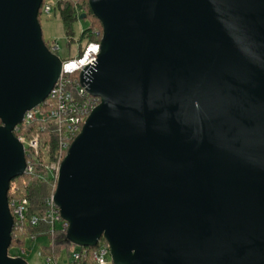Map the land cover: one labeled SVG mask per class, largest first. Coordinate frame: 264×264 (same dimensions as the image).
<instances>
[{"label": "water", "instance_id": "1", "mask_svg": "<svg viewBox=\"0 0 264 264\" xmlns=\"http://www.w3.org/2000/svg\"><path fill=\"white\" fill-rule=\"evenodd\" d=\"M43 2L0 0V264H30L9 254L14 129L62 71ZM89 4L103 36L82 82L101 101L58 174L67 239H106L113 264H264V0Z\"/></svg>", "mask_w": 264, "mask_h": 264}, {"label": "trees", "instance_id": "2", "mask_svg": "<svg viewBox=\"0 0 264 264\" xmlns=\"http://www.w3.org/2000/svg\"><path fill=\"white\" fill-rule=\"evenodd\" d=\"M46 3L44 0L43 5ZM43 6L40 9L39 20L43 15ZM53 11L58 12L63 20L65 32L69 41L75 39V24L79 22L80 15L87 14L90 18L89 27L83 29L79 34V41L85 40L87 44L91 41H100L103 36V24L93 13L89 0H55ZM52 41H46L51 49ZM80 48L78 52H81ZM52 102H44L38 106L40 112L30 122H22L19 131L15 132L18 137L31 138L40 136V150L33 158V171L14 179L11 182L8 198H28L30 209L27 221L16 226L12 233V243L9 248L11 256H17L18 249L38 245L41 256H51L54 261L61 262L66 259V264H98L94 259L97 247L79 246L67 239V230L63 228L64 220L61 218L52 224L48 216V199L55 193L57 179L54 177L49 166L57 160L60 147L67 140L65 128L59 119L51 116ZM0 124L2 121L0 119ZM64 151V156L67 153ZM27 155L29 152H27ZM30 158V157H29ZM16 188V190L13 189ZM36 217V223L33 218ZM52 226L55 227L52 233ZM104 239V238H103ZM105 242L106 239H104ZM75 253H79L76 257ZM25 259L26 257L23 256Z\"/></svg>", "mask_w": 264, "mask_h": 264}, {"label": "built area", "instance_id": "3", "mask_svg": "<svg viewBox=\"0 0 264 264\" xmlns=\"http://www.w3.org/2000/svg\"><path fill=\"white\" fill-rule=\"evenodd\" d=\"M54 3L46 2L43 6V14H50L53 11ZM102 40V39H101ZM101 40L91 41L85 45L80 43L82 51L77 55L62 59V71L58 82L52 89L49 97L45 102H52L51 116L59 119L62 122V126L66 130L67 140L62 143L60 147V153L57 160L53 161L49 168L54 177L58 179L61 163L64 159V151L69 149L74 139L81 133L83 126L91 114V112L99 105L100 98L93 96L88 90L87 85L82 82V74L93 67L97 62L99 54L101 52ZM53 53L58 55L60 50L59 42L54 39L52 47L50 49ZM59 56V55H58ZM40 112L38 107L26 112L23 122L32 121L35 116ZM19 126H16L14 132L19 131ZM18 137V136H17ZM24 144L26 155L27 152L31 155H27V166L25 174L33 171V158L40 150V136L35 135L31 138L18 137ZM67 154V153H66ZM30 157V158H29ZM16 190L15 187H13ZM9 206L11 213L14 217V228L16 226L23 225L27 221L28 212L30 209V202L28 198H12L9 200ZM48 216L51 218L52 224L62 218L59 207L54 201V194L48 199ZM63 219V218H62ZM64 220V219H63ZM37 218H33V223H36ZM69 224L64 220L63 228L68 229ZM55 227L52 226V233H54ZM97 251L94 254V259L98 264H109L111 258V249L108 242H105L102 238L99 240ZM30 247H22L18 249L17 256L23 257L28 253ZM41 255V251L39 250ZM78 257L79 253H75ZM42 257V256H41ZM43 264H66V259L63 258L61 262H56L51 256L42 257Z\"/></svg>", "mask_w": 264, "mask_h": 264}, {"label": "rangeland", "instance_id": "4", "mask_svg": "<svg viewBox=\"0 0 264 264\" xmlns=\"http://www.w3.org/2000/svg\"><path fill=\"white\" fill-rule=\"evenodd\" d=\"M46 2L54 3L55 0H46ZM40 23L43 29V37L46 41L57 39L59 42L60 50L58 55L62 59H68L78 54L80 43L85 45L86 41H79L80 32L89 27L90 18L80 19L75 24V39L71 42L65 32L63 20L58 12L52 11L50 14H43L40 18ZM30 264H43L44 260L39 253L38 245L29 248L28 253L25 255ZM109 264H113L112 258L109 259Z\"/></svg>", "mask_w": 264, "mask_h": 264}]
</instances>
